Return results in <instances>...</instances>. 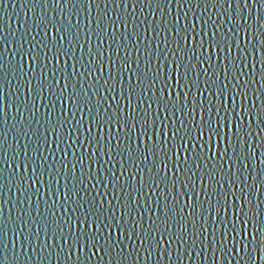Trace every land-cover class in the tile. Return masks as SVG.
<instances>
[{"label": "snow or ice", "instance_id": "snow-or-ice-1", "mask_svg": "<svg viewBox=\"0 0 264 264\" xmlns=\"http://www.w3.org/2000/svg\"><path fill=\"white\" fill-rule=\"evenodd\" d=\"M0 5L7 8L8 0ZM145 6L150 11L141 18L137 9L143 13ZM33 11L32 25L18 38L0 35V264H67L73 256L85 264L76 255L85 249L88 260L103 252L100 260L108 257V264H141L153 256L157 264L165 258L184 264L194 255L207 264L209 251L214 264L233 253L237 264H254V254L264 260V199L255 195L264 196V167L259 182L252 174L257 148L264 149V0H33ZM81 13H87L84 28ZM93 36L97 47L88 48L85 62L76 51L83 53ZM53 60L57 67L49 73ZM68 61H74L71 72ZM46 93L51 99L41 122L38 98ZM77 113L87 114V126ZM101 185L111 187V197L92 194ZM61 186L60 206L70 214L57 217L55 199H44L42 212L41 188L55 196Z\"/></svg>", "mask_w": 264, "mask_h": 264}, {"label": "water", "instance_id": "water-1", "mask_svg": "<svg viewBox=\"0 0 264 264\" xmlns=\"http://www.w3.org/2000/svg\"><path fill=\"white\" fill-rule=\"evenodd\" d=\"M34 11L35 12H39V9L37 8ZM34 11H33V0H8V7L7 8H4L3 5H0V29L3 30L2 32H0V35L7 36L9 38V41H13L15 38H18L20 33L27 31L28 27L32 25V22H33V19H34ZM129 11H131V6L129 8ZM149 11L150 10L147 8V6H145L144 12L141 13L139 11V8H138L137 9V14L140 15L141 18H142L144 15H147ZM176 11H177V9L175 8V6H173L172 13H171V15L168 18L171 19V16L175 15ZM197 11H199V9H197ZM96 14H97V10L95 9V7H93L92 16L95 17ZM121 14H123V10H121ZM157 16H159V12H157ZM72 19L75 22L76 17L73 16ZM190 19H191V17H190ZM250 22L253 23V25H255V18L253 17V19ZM80 23H81V28H84L86 26V24H87V13H81V15H80ZM22 25H23V27H22ZM93 27H95L94 24H93ZM9 30L16 32V37L10 36L9 35ZM197 30H199V27L197 28ZM123 31H124V29L121 28L120 32H123ZM140 31H141V33L144 32L143 26L141 27ZM129 32H131V29H129ZM33 34H34V32H33ZM54 35H55V33H52L48 37V40H49L50 44H51L52 36H54ZM162 36H163V34H162ZM29 38H31V37H29ZM243 38H244V33L241 32L242 42H243ZM85 40H86V33L85 32H81V41L83 42ZM153 43H155V41H153ZM90 46L93 48V51H95V49L97 47V42H96L95 36H93V38H92L91 45L85 43L83 53H81V50L79 48H77V51H76V55L77 56H80L82 54L84 55L85 62H87L90 59V56L88 55V48ZM9 47H10L11 51L15 50V47L12 44H10ZM26 47H27V45H26ZM65 47H67L66 43H65ZM103 47H104V49L106 51V55L104 57V63L107 66L105 68V76H107L108 75V69L111 67L108 64V54H107L108 44L105 43ZM233 54L234 55L236 54L235 51H234ZM5 55L7 56L8 60H12L13 59V57L10 54V52L9 53H5ZM212 55H213V59L215 60L216 53L214 51H212ZM260 55H264V53H261ZM19 59H20L19 56H17L16 60L19 61ZM49 59H51V54L49 55ZM65 60H67V57H62L61 58V63L59 65V68L63 69L65 67V64H64ZM251 62L252 61H251V57H250L249 58V64L250 65H251ZM73 63H74V61H68V65L67 66H68V71L69 72H71L73 70L72 69V64ZM28 64H30V61L28 60L27 57H25V65H26V67L28 66ZM53 67H57V65L55 64L54 60L49 64V67H48V72L49 73H51V70H52ZM77 67H79V65ZM95 67L99 68L100 67L99 63H97L95 65ZM82 70L83 69H81V71ZM256 70H257V83L254 86L255 87H259V84H260V80H259L260 65L257 64ZM37 74H39V69H37ZM96 74L99 75V73H96ZM250 74H251V72H249V75ZM51 80H52V76L49 75V81H51ZM102 82L103 81H101V83ZM62 83H63V81H61V84ZM13 84L15 85V81L13 82ZM59 90H60V88H59V86H57V88H56L57 93H59ZM5 91L7 92V87L5 88ZM117 91H119V88H117ZM20 95H21V99H24V98L27 97L28 93H27L26 87H22L21 88ZM105 95H108V93H105ZM13 99H14V97H13ZM49 99H51V97L47 96V93H46V98L45 99L40 100L38 98V106L40 107V112L38 114V118L41 120V122H43V120L45 119L46 112H47V109L45 107H43V105L44 104H48ZM121 102L123 103V101H121ZM70 108H71V106L68 105L65 108V112H67ZM153 110H155V109H153ZM27 115H28V113L26 112L25 116H27ZM60 115H61V105L59 103H57V107H56V110H55V116H60ZM82 115L84 116L85 125L87 126L88 117H87L86 113H77L76 119H80V117ZM12 123H15V121H13ZM33 126L35 127V125H33ZM253 127L255 128V124L253 125ZM261 127H264V125H261ZM224 131L228 132L229 135L231 134L228 129H225ZM85 135H87V133H85ZM104 135H107V131H105ZM262 135H264V134H262ZM9 141L11 142V134L9 135ZM49 143L51 144V138L49 140ZM253 143H255V140H253ZM261 151H264V149L257 148V152H256L257 159L255 160L254 165H253L254 172L252 174L256 175L257 182H259V179H260L258 173L260 172V169L262 167H264V165L260 164V160L264 159V157L260 156V152ZM9 155H12V153L9 152ZM56 155H57V160L55 162V168H60L61 167V160L63 159V157L61 156L60 153H57ZM22 159L23 158L21 157V160ZM103 159L106 161L107 157H103ZM68 160L69 161L73 160V157L71 155H69ZM119 160H120V157L117 156L116 157V161H119ZM116 161H113V163H115ZM110 167H111V163H107V164L104 165V168H105V172H104L105 180H107V176H108V173H107L106 169H108ZM98 170L99 169L94 165V171H98ZM116 170H117V172H119V170H120L119 164H117V169ZM30 174L31 173H29V175ZM79 174H80L79 173V169H77V176H79ZM62 175H63V173H62ZM47 179H48L47 174H45V182L47 181ZM122 179L126 180L127 178L125 177V178H122ZM249 183L250 184L252 183L251 179H249ZM62 184H63V181H62ZM37 187H41V186L37 185ZM55 187L56 186L54 184L53 185V189L54 190H55ZM89 187H91V184H89ZM199 190H200V185H199V182H198L197 191H199ZM64 191H66V190L61 186L60 193H58L55 196H49L48 192H47V188L42 187L41 188V193H42L43 199L40 202V210L42 212L45 211V206H44V202H43L44 199L49 200V202H51V200L55 199L56 201H58V205L56 207L57 217H64L65 215L70 214V213H65L62 210L61 206H60V205L63 204L62 196H63ZM91 191H92V194H96L98 191L99 192L107 191V195L109 197H111V195H112L111 187H109V189L105 190L102 185L98 189L97 188H92ZM261 193H264V186L261 187ZM84 194L86 195V193H84ZM255 195L260 196L261 199H264V196H261L260 193H256ZM17 196H18V194L15 193V191H13L12 193H9V197L11 198V200H15L17 198ZM9 197H6V199L9 198ZM78 198L79 197H77V199ZM201 198H203L202 194H201ZM182 203L186 204V203H188V201L185 199V200L182 201ZM70 205H71V202H69V206ZM11 207H12L11 203H9V204H7L5 206V210H4L5 219L8 218L9 210L11 209ZM25 207H27V204H25ZM106 207H107V205H106ZM33 208L35 209V198L33 200ZM261 210H262V212H261V216H260L259 219L262 222H264V205H261ZM17 214H18V209L15 210V211H12V213H11L12 218L15 219ZM49 218L51 219V217H49ZM11 227H12V225L10 224L9 225V230H8V236H7V239H8L9 242H11V241L16 239L15 234L11 231ZM76 228H77V226L74 225V229H76ZM250 228H251V225H250ZM93 231H94V229H93ZM41 235H42V238H43V233ZM116 235H118V234H116ZM116 235H114V239L116 238ZM49 242L54 244L57 241H49ZM60 243H62V241H60ZM101 243H103V240H101ZM125 243H129V242L125 241ZM91 251L95 252V249H92ZM88 252H89V250L85 249L83 252H79L78 251L76 253V255L80 256L81 259L85 261V264H108V257H105L103 261L100 260V256L104 255L103 252H100L97 255H93L90 260L87 259ZM241 255H243V253H241ZM54 259H55V257H53V260ZM158 259L159 258L156 257V256H153V259L150 262L145 261V260L142 259L141 260V264H157V260ZM175 259H176V257L174 255L173 256V260H175ZM253 259H254V264H264V260H261L259 258V255L254 254ZM229 260H231V264H237L239 258L237 257V255L235 253H233L231 257H227V258L218 256L215 259V264H228ZM67 264H77L76 256H73V260L71 262H67ZM160 264H169V261L167 260V258H165V260L161 261ZM184 264H205V262L203 261L202 257L194 255L192 259H188V257L185 256ZM207 264H214V258H213V256H212L210 251L208 253ZM239 264H245V262L244 261H239ZM249 264H251V262H249Z\"/></svg>", "mask_w": 264, "mask_h": 264}]
</instances>
